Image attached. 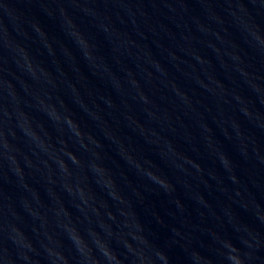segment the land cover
<instances>
[{
	"label": "water",
	"instance_id": "95a60500",
	"mask_svg": "<svg viewBox=\"0 0 264 264\" xmlns=\"http://www.w3.org/2000/svg\"><path fill=\"white\" fill-rule=\"evenodd\" d=\"M192 264H264V0H82Z\"/></svg>",
	"mask_w": 264,
	"mask_h": 264
}]
</instances>
